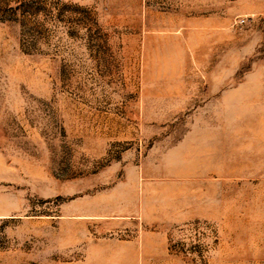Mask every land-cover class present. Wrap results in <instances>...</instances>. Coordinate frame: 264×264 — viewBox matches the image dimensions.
<instances>
[{"label": "rangeland", "instance_id": "1", "mask_svg": "<svg viewBox=\"0 0 264 264\" xmlns=\"http://www.w3.org/2000/svg\"><path fill=\"white\" fill-rule=\"evenodd\" d=\"M0 264H264V0H0Z\"/></svg>", "mask_w": 264, "mask_h": 264}]
</instances>
